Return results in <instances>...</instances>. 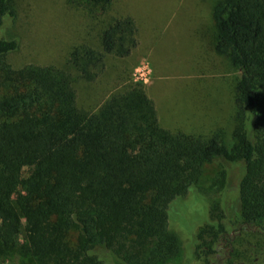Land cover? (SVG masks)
<instances>
[{"label": "trees", "instance_id": "1", "mask_svg": "<svg viewBox=\"0 0 264 264\" xmlns=\"http://www.w3.org/2000/svg\"><path fill=\"white\" fill-rule=\"evenodd\" d=\"M171 1L173 10L182 0ZM21 5L0 0V259L227 264L232 232H264V0L212 7L210 44L239 73L230 147L222 130L203 137L163 127L144 82L128 78L97 107L78 100V80L93 82L110 57L133 54L146 18L131 10L157 9V0H62L65 41L56 34L54 45L65 61L15 66L20 41L10 30ZM39 31L34 38L53 46ZM213 162L220 169L204 186ZM193 199L206 218L187 251L169 206Z\"/></svg>", "mask_w": 264, "mask_h": 264}, {"label": "rangeland", "instance_id": "2", "mask_svg": "<svg viewBox=\"0 0 264 264\" xmlns=\"http://www.w3.org/2000/svg\"><path fill=\"white\" fill-rule=\"evenodd\" d=\"M15 1L18 7L21 0ZM61 1L22 0L17 23L10 30L20 41L19 50L9 56L13 65L65 61L54 45L57 42L56 34L62 35L65 41L66 25L58 24L62 21L60 15L56 14V6ZM157 1L160 4L157 9L142 12L143 9L133 7L132 14L138 17L143 14L142 18H146L140 26L139 46L125 60L110 57L105 69L93 82L78 80L74 84L78 100L82 106L97 107L112 92L122 87L128 78L143 82L138 79L142 73L163 127L203 137L222 130L230 147L238 109L236 84L239 73L210 44L211 39L216 40L217 37V28L212 19V7L216 0H198V3L195 0H182L173 10L168 8L172 4L171 0ZM43 2L44 9L39 6ZM37 29L44 32L53 46L44 47L40 38H34L38 34ZM219 169L217 162L207 164L202 185L208 186ZM32 175V169L26 167L23 176ZM22 192L23 188L15 189L13 197L17 198ZM203 196L209 203L206 194ZM177 207L174 211L169 206L170 227L180 234L183 246L189 251L191 234L199 230V222L205 221L206 210L199 213L196 210L198 201L195 199L187 206L179 200ZM172 217L176 220H172ZM230 238V244L226 245L228 249L225 250L228 254L227 264H252L255 261L264 264V232L239 229L232 232ZM206 239H210L209 234ZM17 241L23 242V235H19ZM20 261L14 255L0 259V264H19ZM185 264L191 263L185 261Z\"/></svg>", "mask_w": 264, "mask_h": 264}, {"label": "built area", "instance_id": "3", "mask_svg": "<svg viewBox=\"0 0 264 264\" xmlns=\"http://www.w3.org/2000/svg\"><path fill=\"white\" fill-rule=\"evenodd\" d=\"M140 71V70H139ZM141 78H138L140 79L141 81L145 82L146 81V78L144 77V74L140 73Z\"/></svg>", "mask_w": 264, "mask_h": 264}]
</instances>
